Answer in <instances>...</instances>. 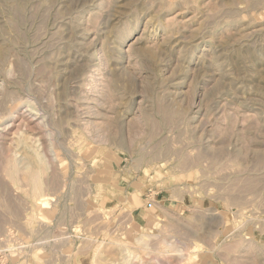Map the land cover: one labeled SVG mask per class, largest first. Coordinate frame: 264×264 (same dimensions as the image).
<instances>
[{"label": "rangeland", "instance_id": "374dc122", "mask_svg": "<svg viewBox=\"0 0 264 264\" xmlns=\"http://www.w3.org/2000/svg\"><path fill=\"white\" fill-rule=\"evenodd\" d=\"M0 264H264V0H0Z\"/></svg>", "mask_w": 264, "mask_h": 264}, {"label": "crops", "instance_id": "0c3cea01", "mask_svg": "<svg viewBox=\"0 0 264 264\" xmlns=\"http://www.w3.org/2000/svg\"><path fill=\"white\" fill-rule=\"evenodd\" d=\"M110 188L114 190V188L112 187V185H110ZM111 189L109 190V193H107V192L104 193V197L105 198H109V200L114 201L115 199L121 197L119 195L120 193H118V195H114L115 193H113V191ZM149 196L150 195H146V197L144 196V197L137 198L139 196L136 195L133 198V200H131L133 203L130 201V198H132V197H128L127 198L128 201H130L132 203V205H135V207H136L135 215L137 217V222H139V224H140V221L141 220L143 222H146L147 216L150 213H155V211H153V208L154 207H159L160 205H158V204H160V202L162 201V199L156 201V197L155 196L153 197L154 199H152ZM163 201H164V199H163Z\"/></svg>", "mask_w": 264, "mask_h": 264}, {"label": "bare ground", "instance_id": "6f19581e", "mask_svg": "<svg viewBox=\"0 0 264 264\" xmlns=\"http://www.w3.org/2000/svg\"><path fill=\"white\" fill-rule=\"evenodd\" d=\"M2 126V125H1ZM31 154V153H30ZM36 155H38V153L36 154ZM11 156V155H10ZM10 158H12V157H10ZM9 158V159H10ZM11 160V159H10ZM9 162H11V161H9ZM12 163V162H11ZM10 163V164H11ZM41 163V162H40ZM39 164V163H38ZM6 165V164H5ZM9 165V164H8ZM14 167V166H13ZM6 169V168H5ZM10 169V168H9ZM33 169V168H32ZM37 170V169H36ZM11 171V170H10ZM20 172H21V170H20ZM34 172V171H33ZM18 173V172H17ZM27 173V172H26ZM36 173H38V172H36ZM9 174V173H8ZM38 175V174H37ZM12 176V175H11ZM17 176V175H16ZM38 176H36V175H31L29 178H30V182L33 184V185H35V187H37V185H38V178H37ZM32 185V186H33ZM36 189V188H35ZM127 210V209H126ZM143 236H145V235H141L139 238H137L136 240L137 241H140V240H143ZM165 245H167V244H165Z\"/></svg>", "mask_w": 264, "mask_h": 264}]
</instances>
